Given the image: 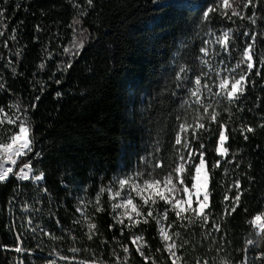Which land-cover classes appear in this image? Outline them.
<instances>
[{
  "label": "trees",
  "instance_id": "trees-1",
  "mask_svg": "<svg viewBox=\"0 0 264 264\" xmlns=\"http://www.w3.org/2000/svg\"><path fill=\"white\" fill-rule=\"evenodd\" d=\"M209 5L217 10L205 21L202 16ZM0 8L7 9L5 16L0 17V33H3L0 35V83L5 85L0 88V106L9 116L14 112L9 105L19 104L28 109L34 150L42 153L33 160V166L37 174L45 173V180L39 185L18 182L14 177L9 182H0V246H8L7 250L0 247V264L21 261L47 264L48 260L66 264L59 256L49 253L56 249L61 255L71 257L73 254L68 251L71 247L81 249L76 254L77 260L90 259L94 252L99 260L114 264L113 250L124 258L122 245H127L131 252L128 264H145L131 243V236L140 232L126 229L121 235L118 227L109 230L114 221L107 192L101 196L105 211L95 213L99 232L91 241L85 235V225L73 224L74 220L81 219V214L75 211L77 198L83 197L85 204L89 200L95 203L101 186L109 184L120 165H130L135 172H150L151 165L146 167L141 157L153 164L159 161L173 164L177 159L173 145L180 123L176 117H187L192 122L194 108L189 105L194 101L188 89L194 76L205 72L198 61L201 32L208 27L216 34L220 28L264 33V20L259 19L264 16V5L256 7V25L247 19L222 17L214 0H93L92 6L87 0H8L7 4L0 0ZM249 10L251 15L253 9ZM82 12L86 14L81 15ZM74 20L80 21L75 25V39L77 44L83 42L82 49L73 46V28L69 25ZM80 29L86 31L81 33ZM249 42L250 38H243L229 53L220 50L217 61L223 57L229 67L233 66ZM65 48L69 49L67 53ZM253 51L256 66L260 67L264 35L257 39ZM69 61L71 67L65 70ZM42 63L43 69L39 67ZM182 67L187 71L181 73L185 77L181 89L176 84ZM260 70L262 76L253 72L255 84H248L237 104L221 99L217 108L225 121L228 112L222 111L223 108H230L239 117L228 121L231 127L243 122L255 127L256 133L249 134L248 141L239 132L231 135L226 142L229 154L224 157L215 152L216 137L210 140L205 137L206 170L211 173V163L217 159L221 162L214 173L215 180L210 179L212 195L206 211L212 213L210 225L215 219L224 232H212L210 239H204L199 220L188 225L187 220L178 221L171 210L169 220L164 221L167 225L177 221L172 228H167L177 245L188 241L178 251L186 264H195L197 257L208 260L209 264H222L224 259L230 264H239L246 240L252 235L249 221L253 215L264 212V129L258 127L264 123V68ZM57 79L60 84L54 82ZM41 85H46L43 91ZM57 92L62 95L57 97ZM36 96L40 97L39 101H35ZM33 102L37 104L34 109L30 107ZM239 107L244 111L238 112ZM7 127L11 126L5 119L0 128ZM237 162L239 168H235ZM248 164L252 167H247ZM166 172L167 169L159 175L162 177ZM237 178L245 190L242 207L224 218L227 203L224 195L227 193L230 198L235 195V189L231 192L227 189ZM44 187L47 192L42 191ZM14 195L15 200L10 204ZM25 203L30 206L28 210L23 207ZM157 205V210L162 211L164 203L157 201ZM138 209L147 212V206ZM86 211L95 212L92 205ZM29 217L33 219V227L39 224L63 239L52 240L42 235L40 228L32 233L27 223ZM181 223L188 225L187 229L179 227ZM69 229L76 237L75 242L70 238ZM175 232L180 236L173 235ZM224 233L226 236L221 240ZM17 234H21L22 244L17 241ZM142 235L149 245L145 253L155 258L156 264H171L159 240L155 220L144 225ZM213 238L216 243H212ZM105 240L107 244L102 243ZM257 243L249 252L255 264H262L255 257L264 251V234L257 238ZM18 244L36 251L16 253L13 249ZM218 245L223 247L220 252L216 251Z\"/></svg>",
  "mask_w": 264,
  "mask_h": 264
},
{
  "label": "snow or ice",
  "instance_id": "snow-or-ice-1",
  "mask_svg": "<svg viewBox=\"0 0 264 264\" xmlns=\"http://www.w3.org/2000/svg\"><path fill=\"white\" fill-rule=\"evenodd\" d=\"M3 3L7 4L8 0H3ZM216 3L223 9H231L232 15H227V12H221L222 17L232 20L233 16H237L242 20H249L252 25H256L258 19L256 7L257 5H264V0H216ZM87 4L92 6L93 0H87ZM241 5L244 9L251 7L253 9L251 15H241V12L237 10ZM76 7L79 6L76 5ZM17 8H19V5H17ZM216 10L215 7L209 5L203 12L202 19L205 21L210 20L211 17L209 14L215 13ZM6 12V8H0V17L5 16ZM84 14L86 13H81V15ZM259 19L264 20V16L259 17ZM79 23V20H74L73 24L69 25V27L73 28V46L82 49L83 42L80 41L77 44L75 39L77 32L75 25ZM80 31L83 33L86 29H80ZM209 31L213 35L215 34L211 29H209ZM14 32L15 29H13V33ZM2 34L3 33H0V35ZM261 35H264V33H256L249 30L239 33L228 28L220 35L216 36L215 43L220 46L221 51L224 53H229L231 49L236 46L237 41L243 38H250L251 42L247 43L243 48L240 59L231 67H229L225 59L221 57L218 64H224L225 67L223 69L218 67L213 69V66L209 61L201 57V63L206 65L210 70H213L215 76L219 78L218 91L213 92L212 90V84L217 83V81L212 78L209 72L202 71L199 75L194 76L193 81H191L193 87L188 89L189 95L195 98L193 104L189 105V107L194 108V115L191 123L187 121V117H176L177 121H180V123L178 124V131H176L175 143L173 145L177 159L172 165H167L163 161L153 164L146 157H141L140 160L146 167L151 165L152 170L150 172L136 171L132 174H124L121 177L114 176L107 186H101L100 191L96 194L95 203L89 200L87 204H85L83 197L77 198L75 211L81 214V219L74 220L73 224L86 226L85 235L89 241L93 240L99 232V229L94 222V218L95 213L105 211L101 204V196L105 192L109 194L110 200L121 198L119 203H112L111 214L114 222L108 226L109 230L118 227L121 235L125 234L126 229L129 232H131L132 229H136L140 232V235L131 236V243L136 245L135 251L143 258L145 264H149V261H151V264H156V260L145 253V249L148 248L149 245L147 244V241H144L142 235L144 225H147L150 220H155L158 225L162 224V221L169 220L170 210L175 213V217L178 221L187 220L188 225L195 224L196 221L199 220L201 222V228L205 233L204 239H210L212 237V232H224L221 224L217 223L215 219L212 220L210 225L209 218L212 213L206 211L210 208V196L212 195L209 190L210 179L213 181L215 180L214 173L221 167V162L217 159L211 163V173L209 170H206L208 160L205 137H208L209 140L212 137H216V143L218 146L215 148V152L221 157H224L229 154V147L226 146V142L229 141L231 135L239 132L243 139L248 141L249 134L254 135L256 133L255 127L243 122L235 128L231 127L228 121L239 119V117L234 114L230 108H223L222 111L228 112V120L225 121L221 117L220 111H217V108L221 105V99H226L229 104H237L245 94L248 84H255V81L252 80V74L254 71L256 76H262L260 69L264 68V56L259 58L260 67H257L254 61L256 52L253 51L256 47V41ZM12 39H15V35L12 36ZM210 43V41H204L205 46L200 48V52L203 53L205 57L209 55L208 45ZM64 51L67 53L69 49L65 48ZM76 54L79 53L77 52ZM213 54L217 56L220 55L219 52H213ZM242 65L245 67L242 68ZM39 67L43 69L45 65L42 63ZM66 67H71V61L65 66V70ZM13 71L15 72V68H13ZM186 71L187 68L182 67L180 73H177V88H183L182 81L185 77L181 76V73ZM54 82L56 84L61 83L58 79ZM35 83L36 82L34 81V84ZM4 87L5 85L0 83V88ZM45 87L46 85H41L40 90L43 91ZM204 89H206L209 94L208 100L203 98L202 90ZM56 95L59 97L62 93L57 92ZM39 99V96L35 97V101H39ZM184 103L187 104L188 101H184ZM36 106L37 104L35 102L30 105L32 109ZM9 109H14L12 116H9L8 112L5 111V108L0 106V113L3 114V117H0V126L5 124V119L7 125L11 126L0 128V182H9L10 178L14 177L18 182L31 181L33 184L39 185L45 180V173L39 171L37 174V170L33 166V160L41 157L42 153L34 150L35 141L32 138V125L31 119L28 116V109L26 107H21L19 104L9 105ZM237 111L243 112L244 109L239 107ZM249 111L251 110L249 109ZM258 127L264 129V123H261ZM13 128L16 130L13 131ZM233 158H235V153H233ZM225 163L230 164L231 161H225ZM8 164L11 166H6ZM239 167L240 163L237 162L235 168ZM247 167L251 168L252 165L248 164ZM14 168L18 170L14 171ZM157 169L159 172H157ZM166 169V174L161 177L159 173L165 172ZM225 171L227 172L228 170L225 169ZM246 178L251 180L250 177ZM140 181H142V183H140ZM233 189L236 190L234 196L230 198L227 193L224 195V201L227 202L224 204V218L231 216L242 207V195H244L245 190L242 189L239 178L233 181L232 185L228 187L227 192H231ZM42 191L47 192L48 190L44 187ZM125 191H127V195L122 197V192ZM133 192L143 201V206H147L146 214L138 210V206L133 200ZM145 193H148V195H145ZM19 194L20 193L17 191L16 195ZM14 200L15 195L13 200L9 203L11 204ZM157 200L164 202L162 211L157 210ZM194 201L195 207L193 206ZM88 205H92V208L95 210L94 213L89 214L86 211ZM23 207L25 210H28L30 206L25 203ZM120 209H123V211H118ZM245 211H247V209H245ZM122 217H127V221ZM55 222L57 225H60L59 219H56ZM176 222L177 221H173L172 223H169L167 227L172 228V224ZM27 223L32 233H35L37 228H40L42 235L48 236L52 240L63 239V237H58L48 232L46 228H41L39 224L33 227V219L31 217L28 218ZM250 224L259 228L261 233H264V212L255 214L252 217ZM188 225L181 223L179 224V227L187 229ZM68 231L71 240L75 242L76 237L71 235L70 229ZM173 235L179 237L180 233L175 232ZM159 236L163 241L164 250L167 251L169 258L171 259V264H178V262L186 264L183 258L178 255V251L184 248L188 241H184L177 245L173 240L172 235H170L163 226L159 228ZM224 236H226V233L221 236V240L224 239ZM16 239L20 244L23 243L21 240V234H17ZM102 243L107 244L108 242L105 240L102 241ZM212 243H216L214 238L212 239ZM20 244L13 249L16 253H23L26 251L32 253L36 251V249L24 248L20 246ZM248 245L258 246V243L251 239L246 241L245 248L243 249L244 257L240 261V264H255V261L249 259L247 255L248 251H250L247 247ZM0 247H3L6 250L8 249L7 245ZM39 247L40 245H37V249H39ZM222 250L223 247L218 245L216 251L220 252ZM68 251L73 254L71 257L61 255L56 249H52L49 255L55 254L59 256L60 260L65 261L66 264H106V261L99 260L94 252L90 254V259L77 260L76 254L79 253L81 249L71 247ZM122 251L124 253L123 259H121L120 256L116 254L115 250H113L112 255L115 257L114 264H128V257L131 255L130 249L127 245H122ZM157 251L159 252L160 249H157ZM255 260H259L264 264V251L260 252L259 255L255 257ZM19 264H23V262L21 261ZM47 264H56V261L48 260ZM195 264H209V261H202L197 257ZM222 264H230V261L224 259Z\"/></svg>",
  "mask_w": 264,
  "mask_h": 264
},
{
  "label": "rangeland",
  "instance_id": "rangeland-1",
  "mask_svg": "<svg viewBox=\"0 0 264 264\" xmlns=\"http://www.w3.org/2000/svg\"><path fill=\"white\" fill-rule=\"evenodd\" d=\"M214 1H215V4L217 5L216 0H214ZM218 6H219V5H218ZM219 7H220V6H219ZM220 9H221L222 12H227L228 15H232L231 9H223L222 7H220ZM237 10L241 12V15H250V14L248 13V11H250L249 8H248V9H244V8L242 7V5H241V7H240L239 9H237ZM247 13H248V14H247ZM233 17H237V16H233ZM237 18H240V17H237ZM209 29H210V28L206 27V29H204V30L201 32L200 37H199V39L201 40V44H202L201 47H204V46H205V45H204V41H210V42H211V43L208 45V48H209V55L205 57L204 54L201 53L200 50H199L198 61H199V63H201V57H203L204 59H206V60L209 61V63L213 66V69H216L217 67L220 68V69H223V68L225 67V65H224V64H218V61H217L216 55H214L213 52H220V50H221V49H220V46H219L218 44L215 43V39H216V36L220 35V34H221L224 30H226V29H225V28H220L218 34H216L214 31H212V32L215 33L214 35L209 31ZM201 64H202V63H201ZM203 67H204V69H205V72H209L210 75L212 76V78H213L214 80L217 81V83L212 84V90H213V92L218 91V80H219V78H217V77L215 76V72H214L213 70H210L206 65H203ZM222 75H223V74H222ZM205 79H207V78H205ZM202 83H203V81H202ZM192 87H193V84L191 85V88H192ZM202 92H203V98H204L205 100H208V99H209V94H208L207 90L204 89V90H202ZM191 100L194 101L195 98H194V97H191ZM217 146H218V145H217ZM217 146H216V147H217ZM133 172H135V171H134V169H133L130 165H127V166L120 165L119 168H118V170L116 171L115 176H116V177H121V176H123L124 174H132ZM145 178H147V177H145ZM140 183H142V181H140ZM114 191H115V188H114ZM126 195H127V191L122 192V197H125ZM145 195H148V193H145ZM181 195H182V194H181ZM201 195H202V194H201ZM132 196H133L134 203L138 206V208H139V206H143V201L140 199V197L136 196L134 192L132 193ZM108 197H109V194H108ZM120 199H121V198H116L115 200H111V206H112V203H119V202H120ZM157 201H159V200H157ZM161 202L164 203L163 201H161ZM193 206L195 207V201H194V203H193ZM169 207H170V206H169ZM138 210H139V209H138ZM118 211L122 212L123 209H120V210H118ZM122 218H123L125 221H127V217H122ZM161 226H163L166 230H167V228H168V227H167V224L164 223V221H162V224H160V225L157 224V233H158V236H159V228H160ZM169 234H170V233H169ZM159 240H160L161 244L163 245V241L161 240V237H160V236H159ZM169 242H171V241H169ZM140 243H142V242H140ZM133 246L136 247V245H133ZM163 247H164V246H163ZM166 253H167V251H166ZM167 255H168V253H167ZM168 258H169V255H168ZM170 260H171V259H170ZM178 264H181V263L178 262Z\"/></svg>",
  "mask_w": 264,
  "mask_h": 264
},
{
  "label": "built area",
  "instance_id": "built-area-1",
  "mask_svg": "<svg viewBox=\"0 0 264 264\" xmlns=\"http://www.w3.org/2000/svg\"><path fill=\"white\" fill-rule=\"evenodd\" d=\"M15 170H18V169H15V168H14V171H15ZM253 216H254V215H253ZM253 216H252V217H253ZM250 221H251V220H250ZM250 221H249V226H250V229H252V235H251V237H249L247 240L251 239V240L257 241V238H259L260 236H262L264 233H261L260 230H259V228L252 226V225L250 224ZM247 240H246V241H247ZM245 245H246V243H245ZM253 246H254V245H248L247 247H248L249 249H251V248H253ZM244 248H245V247H244ZM242 255H243V257H244V253H243ZM247 255H248L249 259L252 260V258H253V254H251V253L248 251ZM243 257H242V259H243ZM242 259H241V260H242ZM239 264H240V263H239Z\"/></svg>",
  "mask_w": 264,
  "mask_h": 264
},
{
  "label": "bare ground",
  "instance_id": "bare-ground-1",
  "mask_svg": "<svg viewBox=\"0 0 264 264\" xmlns=\"http://www.w3.org/2000/svg\"><path fill=\"white\" fill-rule=\"evenodd\" d=\"M6 166H11L10 164L6 165Z\"/></svg>",
  "mask_w": 264,
  "mask_h": 264
}]
</instances>
